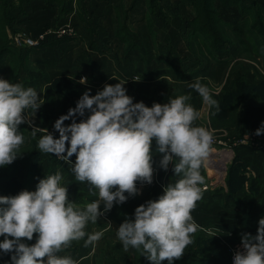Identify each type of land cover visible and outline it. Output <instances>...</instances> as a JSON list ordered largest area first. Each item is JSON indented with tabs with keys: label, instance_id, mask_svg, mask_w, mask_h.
Listing matches in <instances>:
<instances>
[{
	"label": "rangeland",
	"instance_id": "rangeland-1",
	"mask_svg": "<svg viewBox=\"0 0 264 264\" xmlns=\"http://www.w3.org/2000/svg\"><path fill=\"white\" fill-rule=\"evenodd\" d=\"M51 1L59 5V11L61 1H65L67 8L71 6V10L62 15L77 11L79 25L83 28L77 31L70 24L57 22L33 38L38 39L48 29L57 31L66 27L70 30L66 35L47 33L46 44L60 38H74L76 45L32 53L33 48L40 47L45 41L36 46L17 43L15 37L26 34L14 16L19 12L14 10L18 1L0 0V32L6 31L11 48V53L0 58V78L31 87L41 80L38 63H57L67 56L66 64L75 65L82 74L79 81L81 77H87V83L57 75L51 81V88L57 95L58 104H43L34 116L28 110L32 123L23 125L29 130L33 126L47 129L59 138V132L54 128L56 120L76 107L85 91L90 89V94L95 95L105 84L118 83L120 71L125 69L121 65L132 63L136 67L131 70L133 76L149 82L140 90L152 98L149 102L143 99L147 106L190 95L188 103L200 112L195 124L213 133L212 151L203 166L205 182L212 176L217 184H222L219 190L224 200L239 207L244 225L245 220H250V225L256 218L260 220L264 213L259 217L253 210L256 204L261 206L264 202V134H255L264 123V0H122V3L120 0H86L81 12L77 3L84 0ZM109 6L112 20L98 18L92 21L95 15L109 12ZM118 18L119 22L117 20L113 26V21ZM114 29L115 38L112 37ZM54 71L51 72L53 76L56 75ZM193 79H200L210 88L219 109L205 104L191 88L184 93L182 82ZM87 115L88 112L84 118ZM79 117L77 115V122ZM71 122L70 119L65 124ZM44 134L42 131L36 135L39 156L28 166L19 168L18 182L9 183L10 196L22 190L35 191L40 179L61 171L68 164L56 155L39 151V137ZM28 135H31L30 131ZM30 139L25 136V141L30 142ZM156 149L153 141V154L162 158L163 154ZM170 167L173 168V164ZM162 193L161 189L152 191L149 188L142 197L130 196L124 203L129 207L122 220L107 214L116 224L103 231L106 240L97 246L100 264H144L140 250L130 247L124 251L116 235L117 229L126 219H134L139 205L157 199ZM120 206L114 208L121 211ZM224 226L199 228L182 259L176 260L177 264H230L229 246L241 241L242 230ZM201 231L206 238H200ZM86 232L91 233L90 229ZM78 242L73 241L71 247L59 254L74 253L79 248Z\"/></svg>",
	"mask_w": 264,
	"mask_h": 264
},
{
	"label": "clouds",
	"instance_id": "clouds-1",
	"mask_svg": "<svg viewBox=\"0 0 264 264\" xmlns=\"http://www.w3.org/2000/svg\"><path fill=\"white\" fill-rule=\"evenodd\" d=\"M126 82L105 84L95 95L90 89L85 91L76 107L56 120L59 138L47 129L32 127L33 137L46 133L38 141L39 151L71 165L76 180L86 182L90 194L98 199L83 207L70 200L59 170L40 179L35 191L0 195V236L4 237L0 250L14 253L13 264H78L70 255L58 254L86 236L84 246L95 247L104 232H86L88 223L96 224L115 204L135 196L138 182H153V141L156 151L163 154L161 168L167 171L171 163L175 176L181 178L166 185L157 199L139 205L134 219L120 224L117 238L125 252L130 247L140 250L151 264H174L193 243L200 226L192 212L206 190L200 169L212 151L213 133L195 124L200 112L188 103L190 95L149 107L143 101L134 102L127 94ZM79 83L86 84L87 77H81ZM189 87L205 104L219 109L210 88L200 79ZM43 103L35 88L0 78V166L10 165L22 154L25 137L20 126L31 124L28 110L34 116ZM86 112L89 115L77 122V115L85 117ZM255 134H264V123ZM34 234H38L34 244L24 242L32 241ZM241 245L234 264H264V218L259 220L256 235L241 234Z\"/></svg>",
	"mask_w": 264,
	"mask_h": 264
},
{
	"label": "crops",
	"instance_id": "crops-1",
	"mask_svg": "<svg viewBox=\"0 0 264 264\" xmlns=\"http://www.w3.org/2000/svg\"><path fill=\"white\" fill-rule=\"evenodd\" d=\"M18 1V6H15L14 10H19L17 14L14 16L17 18V22L19 23V26L22 28V30L28 34L29 36L35 37L39 32H41L43 29L45 30L46 27H51L53 23H63V24H70L73 26L77 31L82 29L80 21L77 18V11H72V13L68 15H61L59 11V5L53 1V3L49 2V0H25L24 2ZM87 4V1L84 0L80 2L77 8L81 12L82 10V4ZM120 3H122V0H120ZM76 8V6H75ZM109 12H101L99 16H96L92 18V21L95 22L96 19H105V21L112 20V8L109 6L107 8ZM13 10V13H14ZM111 11V12H110ZM119 22V18L115 19L113 21V26L115 22ZM141 20V19H140ZM104 22V21H103ZM106 23V22H105ZM104 23V24H105ZM111 28V27H110ZM134 29V28H133ZM112 30V29H111ZM96 32L92 34V36L95 35ZM112 37L115 38V29L113 30ZM47 42L43 43L40 47H35L31 50L32 53L39 52V51H49V49H57V48H65V47H74L76 45V39H65L60 38L52 43L46 44ZM74 43V44H71ZM66 58L64 57L63 61L61 62H54L49 61L47 63H38L40 66L41 71V80L40 82H36L35 84H32L33 88L38 92V95L43 100V104H49L55 105L56 102L58 104L57 95L53 92L51 88V81L57 77V75L60 76H67L71 80L79 81L80 75L82 76L81 72H78L77 67L71 63L66 64ZM56 66V67H55ZM125 69L120 71L121 81H127L124 85L127 89V94L132 96L134 98V102H140L143 101V99H147V101H151V97L148 94H144L143 92H140L142 87L145 85L144 80L136 79V77L133 76L132 71L133 69H136L134 64L130 65H121ZM56 75H52V71ZM27 73V71H25ZM49 72V74H47ZM25 73V74H26ZM84 73V72H82ZM24 74V75H25ZM48 77L50 79H48ZM196 79H193L190 82L183 81V91L186 93L188 89H190L189 84L194 82ZM47 83L48 86L45 84ZM182 84V85H183ZM45 85V86H44ZM31 86V87H32ZM143 90V89H142ZM42 104V105H43ZM57 106V105H56ZM78 119V118H77ZM84 119V117H79V120ZM78 120V121H79ZM67 147H70V143H67ZM76 160L75 154L71 157L72 164L74 165ZM160 160L161 157L154 153L153 154V167L155 169L153 182L151 184L146 183H137V187L139 189L136 197H142L145 192L149 190V188L152 191H157L158 189L164 190V187L168 185L169 183H175L178 179L181 177L175 176L173 168L170 167L172 165L170 163L169 168L167 171L161 168L160 166ZM174 166V165H173ZM203 166L200 169L201 174L203 173ZM62 174V185L68 188V194L69 199L74 201L77 205L83 207L87 205L88 203L98 199L97 196H93L89 192V185L85 183L78 182L75 178V174L71 170V165L67 164L65 168H63L61 171ZM208 175V174H207ZM216 177V176H215ZM211 176V179L207 182L209 183V189L205 190L203 193L202 200L197 202L196 208L192 212V216L194 221L200 226V228H205L207 226H230L232 228H236L239 230V228L242 230V233H251L252 235H256L259 227V220L256 218L255 223L253 225H244L241 215V210L236 205H233L232 203H227L224 200L223 193L218 191L222 188V184H217L216 178H213ZM205 182V183H207ZM207 185V184H206ZM238 196V193H237ZM264 198V194L262 196ZM114 207V206H113ZM113 209V208H112ZM111 209V210H112ZM101 210H103V204H101ZM110 210V211H111ZM109 211V212H110ZM108 212V213H109ZM106 213L104 216L98 218V221L96 224H92L91 222L88 223L86 230L90 229L91 233L95 231H104L108 230L110 228H114V225L116 224ZM253 213L258 214L259 217H261V214L264 213V202L261 204V206L256 204V207L253 210ZM261 218H264V215H262ZM115 223V224H114ZM87 238L84 240L78 242L79 248L74 251V253H69V255L76 261H78V264H100L99 254H98V245H101L105 242L106 238L102 237L95 247L93 246H84V242ZM12 253H8L5 255H0V264H13V261L11 259ZM61 256L67 255V253H61L59 254Z\"/></svg>",
	"mask_w": 264,
	"mask_h": 264
},
{
	"label": "trees",
	"instance_id": "trees-1",
	"mask_svg": "<svg viewBox=\"0 0 264 264\" xmlns=\"http://www.w3.org/2000/svg\"><path fill=\"white\" fill-rule=\"evenodd\" d=\"M24 1L25 0H21V2H24ZM49 2H52V1L49 0ZM59 4H60V14L61 15L66 13V12H68L69 10H71V6L68 7V8L65 6V1H61V2H59ZM205 5H206V3H205ZM7 39H8V36H7L6 31H4V33L0 32V58L1 59H3V57H4V55L6 53H11V50H10L11 48H10V46L8 44ZM45 42H48V41H45ZM0 67H1V65H0ZM20 131L24 134V137L27 135L31 139H30V142L25 141L21 145L20 153H22V154L19 155L17 157V159L13 163H11L10 165H7V166H0V195L10 196V194H8L10 192V190L7 189V188L9 187V183L11 181H17V182L19 181L17 179V176H16V175H18L19 168L22 165L28 166L33 158H36V157L39 156V153L36 151V149H37V146H36V144H37V141H36L37 136H35V137L32 136L31 137V135H28V132L29 131L31 132L32 130L27 129L23 124L20 126ZM39 139H40V137H39ZM3 185H5V186H3ZM218 191H220V190H218ZM225 202L228 203L227 200ZM115 206L122 207V210L120 211L117 208H114ZM115 206L113 207L111 212H109V215L115 220H119V219L122 220L124 218V216H125V212L128 210L129 205L123 203V204H115ZM245 221L247 222V223H245V225H250L251 224L250 220H245ZM224 227L226 229L232 228L230 226H224ZM37 236H38V234H34V237H33L32 241H27L25 239L24 242H26L28 244H34L36 242ZM203 237L206 238V235H205L204 232L201 231L200 238L203 239ZM3 239H4V237L0 236V241H2ZM200 247H202V246H200ZM201 250L203 251V248ZM5 254H8V253H4L2 250H0V255H5ZM12 254H14V253H12ZM199 254H200V250H199ZM142 262L144 264H151V262L148 261L146 259V257H144V256H142ZM177 263H178V261H174V264H177ZM202 263L198 262V264H202ZM163 264H167V261H164ZM205 264H207V263H205ZM230 264H231V262H230Z\"/></svg>",
	"mask_w": 264,
	"mask_h": 264
},
{
	"label": "built area",
	"instance_id": "built-area-1",
	"mask_svg": "<svg viewBox=\"0 0 264 264\" xmlns=\"http://www.w3.org/2000/svg\"><path fill=\"white\" fill-rule=\"evenodd\" d=\"M54 33L56 34V32L59 34L58 36H62V35H66L67 33H70V30L66 27L64 28H59V30H46L43 33H41L39 35V38H33L30 36H27L26 34H23V36H16L15 40L17 43L21 44V45H27V46H36L39 45L41 42L45 41L46 37H47V33ZM57 138V137H56ZM205 189H208L209 186L208 185H203L202 186ZM237 250H242V245H241V241L235 242L233 244H231L229 246V256H230V262L231 264H234V254Z\"/></svg>",
	"mask_w": 264,
	"mask_h": 264
}]
</instances>
